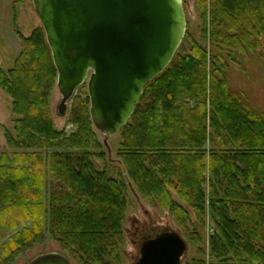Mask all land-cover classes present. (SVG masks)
Segmentation results:
<instances>
[{
  "label": "trees",
  "instance_id": "16d2710c",
  "mask_svg": "<svg viewBox=\"0 0 264 264\" xmlns=\"http://www.w3.org/2000/svg\"><path fill=\"white\" fill-rule=\"evenodd\" d=\"M194 2L200 41L185 32L144 87L116 135L120 166L99 152L88 97L72 100L74 133L55 129L48 102L57 72L45 33L19 36L20 55L0 68L17 118L4 135L13 153L0 155V232L13 233L0 264H14L47 233L78 264H121L126 178L139 198L192 228L202 254L186 264H208L198 233L208 219L211 264H264V110L229 84L230 64L242 65L232 57L264 40V0Z\"/></svg>",
  "mask_w": 264,
  "mask_h": 264
},
{
  "label": "water",
  "instance_id": "95a60500",
  "mask_svg": "<svg viewBox=\"0 0 264 264\" xmlns=\"http://www.w3.org/2000/svg\"><path fill=\"white\" fill-rule=\"evenodd\" d=\"M184 0H32L57 72V111L87 81L89 115L104 138L128 123L144 87L171 63L185 31ZM187 244L174 232L145 238L135 264H180ZM26 264H69L44 253Z\"/></svg>",
  "mask_w": 264,
  "mask_h": 264
},
{
  "label": "rangeland",
  "instance_id": "374dc122",
  "mask_svg": "<svg viewBox=\"0 0 264 264\" xmlns=\"http://www.w3.org/2000/svg\"><path fill=\"white\" fill-rule=\"evenodd\" d=\"M183 10L186 21V31L196 40L200 41V31L202 22L194 0H184ZM42 25L34 11L32 0H0V68L6 72L12 62L20 55L21 42L19 36L28 39ZM242 65L236 63L230 64L229 84L233 90H240L248 95L250 102L264 110V40L261 41V47L255 52H248L245 55L233 56ZM57 80L48 102L49 111L53 119L55 129L71 135L77 129L69 123V112L72 106V100L75 97L85 99L88 97L87 81L84 82L75 91L72 99L67 104V114L59 116L57 108L61 96L57 90ZM89 98V97H88ZM90 102V101H89ZM90 108V107H89ZM16 117L12 113L11 99L0 90V155H11L13 151L8 149L5 141V131L12 133ZM97 139L102 147L99 152L105 155L108 166H120L118 155L119 138L117 136L104 138L95 129ZM100 170H103L102 162L94 161ZM126 178V177H125ZM127 183V213L124 223V242L121 247V264H135L139 259V245L147 237H154L163 232L177 233L187 244V250L181 258L180 264H186L191 259L201 255L198 243H194L191 238L192 228L187 229L179 227L173 220L169 211H163L152 207L148 202L139 198L136 190L126 178ZM190 212V211H189ZM191 218L193 219V215ZM213 229V222L208 219L205 228L199 230L205 248V259L208 264L211 260L208 256V243ZM12 234L0 232V249L4 242ZM44 253H60L64 255L69 264H78L70 259L68 253L63 251L54 241L50 234H46L45 242L42 245L34 247L26 255L18 258L14 264H26L35 256Z\"/></svg>",
  "mask_w": 264,
  "mask_h": 264
}]
</instances>
